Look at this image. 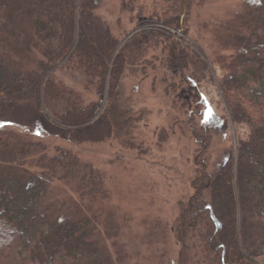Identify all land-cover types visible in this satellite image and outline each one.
I'll use <instances>...</instances> for the list:
<instances>
[{
    "label": "trees",
    "instance_id": "1",
    "mask_svg": "<svg viewBox=\"0 0 264 264\" xmlns=\"http://www.w3.org/2000/svg\"><path fill=\"white\" fill-rule=\"evenodd\" d=\"M166 1L172 3L166 26L185 31L191 0ZM99 2L0 0V130L14 112L28 110L51 117L78 144L112 137L110 112L101 104L104 97L118 99L126 57L97 14ZM146 21L154 24L152 18ZM233 31L240 52L219 88L231 122L246 128V136L209 172L204 158L209 129L191 128L199 145L197 176L174 224L178 264H264V0H251L241 28ZM168 45L169 71L204 67L198 52ZM55 67L81 73L84 92L94 91L97 101L86 103L82 92L57 79ZM195 100L200 113L204 97L196 94ZM18 138L7 142L0 136V161L2 155L7 160V175L0 177V264H113L95 238L104 232L99 217L63 216V208L47 202L58 168L63 172L58 180H77L80 195L99 200L107 197L102 175L89 169L85 179L81 173L87 167L70 151L56 147L50 157L42 144ZM159 138L167 139L164 129ZM27 157L34 159L35 173L27 170ZM20 167L22 172L13 171ZM120 250L115 257L121 261Z\"/></svg>",
    "mask_w": 264,
    "mask_h": 264
},
{
    "label": "rangeland",
    "instance_id": "2",
    "mask_svg": "<svg viewBox=\"0 0 264 264\" xmlns=\"http://www.w3.org/2000/svg\"><path fill=\"white\" fill-rule=\"evenodd\" d=\"M250 3L191 0L182 32L166 26V19L172 16V3L166 0H100L97 14L126 57L118 99L109 102L104 97L101 104L102 110L110 112L112 137L103 143L78 144L51 117H36L28 110L14 112L2 125L4 141L19 137L21 142L42 144L50 157L54 148L62 147L87 167L81 173L83 178L89 177V169L102 175L107 197L99 200L88 193L80 195L77 180H58L63 173L58 168L47 202L55 209L63 208V216L99 217L104 232L95 238L105 246L113 264H178L180 248L174 224L180 205L193 195L192 181L197 176L199 145L191 128L209 129L204 156L209 172L245 138L246 128L231 122L219 85L237 62L240 49L233 30L241 28ZM143 18H152L154 24L140 23ZM147 29L157 31L148 33ZM168 43L198 52L204 67L191 65L181 74L169 71L165 68ZM54 73L58 80L82 92L86 103L97 101L94 91L84 92L85 77L78 71L55 67ZM188 80L191 86L185 83ZM196 94L204 97L200 113ZM163 129L165 141L159 138ZM2 156L0 177L7 175V160ZM23 161L30 174L35 173L34 159ZM15 170L23 171L21 167ZM72 208L77 209L76 215ZM117 249H121V261L115 257Z\"/></svg>",
    "mask_w": 264,
    "mask_h": 264
}]
</instances>
